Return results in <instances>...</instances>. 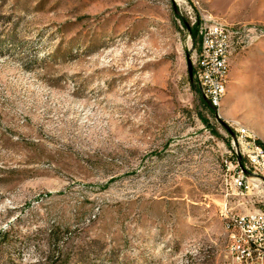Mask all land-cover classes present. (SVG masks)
<instances>
[{"label":"rangeland","instance_id":"obj_1","mask_svg":"<svg viewBox=\"0 0 264 264\" xmlns=\"http://www.w3.org/2000/svg\"><path fill=\"white\" fill-rule=\"evenodd\" d=\"M189 10L246 41L216 113ZM233 121L264 144V0H0V264H227Z\"/></svg>","mask_w":264,"mask_h":264},{"label":"built area","instance_id":"obj_2","mask_svg":"<svg viewBox=\"0 0 264 264\" xmlns=\"http://www.w3.org/2000/svg\"><path fill=\"white\" fill-rule=\"evenodd\" d=\"M191 24L197 16L188 11ZM240 30L233 26L210 20H201L198 26L200 37L193 64L194 76L200 92L214 108L215 100L223 96L227 85L230 61L237 46L246 41L239 40ZM236 137L235 156L228 164L231 170L226 180L234 194L245 195L254 191L262 201L264 198V145L254 136L251 129L237 121L231 123ZM235 139V138H234ZM221 216L227 220V264H264V209L235 212L225 202Z\"/></svg>","mask_w":264,"mask_h":264},{"label":"trees","instance_id":"obj_3","mask_svg":"<svg viewBox=\"0 0 264 264\" xmlns=\"http://www.w3.org/2000/svg\"><path fill=\"white\" fill-rule=\"evenodd\" d=\"M184 22H185L189 32L191 33V36L193 37L194 41H196V40L200 41V37L198 36V26H199V23L201 22L200 16H197V22L195 24H193L192 26H190V24L187 23L186 21H184ZM204 104L209 109L210 112L216 113V109L211 107L206 100L204 101ZM213 133L218 134V132L215 131L214 129H213ZM259 142L263 144L262 141L259 140Z\"/></svg>","mask_w":264,"mask_h":264},{"label":"bare ground","instance_id":"obj_4","mask_svg":"<svg viewBox=\"0 0 264 264\" xmlns=\"http://www.w3.org/2000/svg\"><path fill=\"white\" fill-rule=\"evenodd\" d=\"M226 86L227 85H224L223 86V96L221 97V99H216L215 100V104H214V108L215 109H218L220 106H221V103H222V101H223V99H224V96H225V94H226ZM254 136H255V134H254ZM256 137V136H255ZM224 223H225V228H227V220H224Z\"/></svg>","mask_w":264,"mask_h":264},{"label":"water","instance_id":"obj_5","mask_svg":"<svg viewBox=\"0 0 264 264\" xmlns=\"http://www.w3.org/2000/svg\"><path fill=\"white\" fill-rule=\"evenodd\" d=\"M188 67H189L190 75H192V73H193V65H192V62H191L190 59H188ZM207 102H208V104H209L211 107H213V106L210 104L209 101H207Z\"/></svg>","mask_w":264,"mask_h":264},{"label":"crops","instance_id":"obj_6","mask_svg":"<svg viewBox=\"0 0 264 264\" xmlns=\"http://www.w3.org/2000/svg\"><path fill=\"white\" fill-rule=\"evenodd\" d=\"M213 21H219V22H223V23H225L224 21H221V20H213ZM226 88H227V86H226Z\"/></svg>","mask_w":264,"mask_h":264}]
</instances>
